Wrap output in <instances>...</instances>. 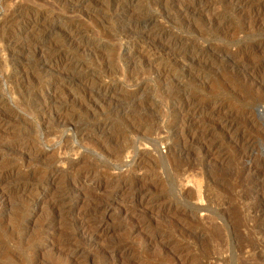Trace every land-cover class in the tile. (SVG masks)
Segmentation results:
<instances>
[{
	"label": "rangeland",
	"instance_id": "rangeland-1",
	"mask_svg": "<svg viewBox=\"0 0 264 264\" xmlns=\"http://www.w3.org/2000/svg\"><path fill=\"white\" fill-rule=\"evenodd\" d=\"M262 66L264 0H0V264H264Z\"/></svg>",
	"mask_w": 264,
	"mask_h": 264
},
{
	"label": "bare ground",
	"instance_id": "bare-ground-1",
	"mask_svg": "<svg viewBox=\"0 0 264 264\" xmlns=\"http://www.w3.org/2000/svg\"><path fill=\"white\" fill-rule=\"evenodd\" d=\"M236 1H237V0H236ZM189 4H190V3H189ZM191 5H193V4H190V6H191ZM234 7H235V6H234ZM123 8H125V7H124L121 3L116 2V4L113 6V9H114L113 11L116 12L117 10H119V9L122 10ZM239 8H240V7H239ZM126 9H127V8H126ZM126 9H125L124 11H126ZM188 9H189V8H188ZM110 11H111V10H110ZM258 12H259V11H258ZM255 13H256V12H255ZM136 26H137V25H136ZM75 27H76V26H75ZM145 31H146V30H145ZM151 31H152V30H151ZM67 32H68V31H67ZM74 34H75V32H74ZM68 35H69V34H68ZM145 35H146V36H149L150 33L145 32ZM154 35H155V34H154ZM75 36H76V35H75ZM154 37H155V36H154ZM66 38H67V37H66ZM74 38H75V37H74ZM67 39H68V41L71 40V38H70V39L67 38ZM68 41L66 40V42H68ZM71 41H72V40H71ZM74 42H75V41H74ZM11 43H12V42H11ZM14 44H15V43H14ZM47 48H48V47H47ZM40 49H41V48H40ZM43 50H44V49H43ZM45 51H46V49H45ZM49 51H50V50H49ZM41 52H42V51H41ZM39 53H40V52H39ZM43 53H44V52H43ZM43 53H41V54H43ZM45 53H46V52H45ZM45 53H44V54H45ZM49 54L52 56L51 53H49ZM49 54H47V56H49ZM60 54H61V53H60ZM262 67H264V66H262ZM258 84L264 85V81H262V79H261V80H259ZM189 99H190V98H189ZM187 104H188V103H187ZM185 105H186V102H185V101H182V102L180 103V106H178V108H179L178 110L180 111V109H181V108H184ZM117 107H118V106H117ZM117 109H118V108H117ZM117 109H116V110H117ZM188 115H189V114H188ZM189 117H190V116H189ZM224 121H225V120H224ZM224 121H223V122H224ZM226 124H227V123H226ZM102 127H103V126H102ZM188 127H189V125H188ZM247 129H248V128H247ZM194 130H195V129H194ZM257 132H258V131H257ZM259 132H260V131H259ZM185 133H186V132H185ZM185 133L182 131V135H184ZM186 135H187V134H186ZM191 135H192V134H191ZM184 140L186 141V139H184ZM249 142H250V141H249ZM246 143H247V142H245V144H246ZM247 144H249V143H247ZM247 144H246V145H247ZM240 146H241V145H240ZM244 146H245V145H244ZM248 146H249V145H248ZM250 147H251V146H250ZM242 148H244V147L242 146ZM245 148H246V147H245ZM246 149H247V148H246ZM243 152H244V151H243ZM250 152H251V148L248 147V154H249ZM241 154H242V153H241ZM246 154H247V153H246ZM243 156L245 157V155H243ZM258 160H259V159H258ZM258 160H257V162H258ZM247 161H249V160H247ZM249 162H250V161H249ZM253 162H255V161H253ZM257 162H256V163H257ZM250 164H251V163L245 164V165H249V166H248L249 168L247 167L248 169L253 168V167H250ZM256 165H257V164H256ZM256 165H255V166H256ZM261 166H262V168H264V158H260L259 164L257 165L258 168H260ZM244 168H245V167H244ZM247 168H246V169H247ZM255 168H256V167H254L253 169H255ZM248 169H247V170H248ZM256 169H257V168H256ZM250 171H251V170H250ZM254 171H255V170H254ZM256 171H257V170H256ZM248 172H249V170H248ZM249 173H250V172H249ZM252 173H253V172H252ZM256 175L259 177L260 174L258 173V171H257V174H256ZM262 176H264V175H262ZM255 178H256V177H255ZM255 178H254V179H255ZM260 183H261V182H260ZM88 215H89V214H88ZM82 216H83V215H82ZM82 216H81V217H82ZM80 219H81V218H80ZM82 219H83V218H82ZM82 219H81V220H82ZM86 219H87V218H86ZM91 219H92V218H91ZM87 220H88V219H87ZM84 227H87V223H86V221H84V223L81 222V223L79 224V229H80L82 232H83L84 230H86V229L89 228V227H88V228L85 229ZM81 234H82V233H81ZM88 235H89V234H88ZM91 238H92V237H91Z\"/></svg>",
	"mask_w": 264,
	"mask_h": 264
},
{
	"label": "built area",
	"instance_id": "built-area-1",
	"mask_svg": "<svg viewBox=\"0 0 264 264\" xmlns=\"http://www.w3.org/2000/svg\"><path fill=\"white\" fill-rule=\"evenodd\" d=\"M214 264H222V263H214Z\"/></svg>",
	"mask_w": 264,
	"mask_h": 264
}]
</instances>
